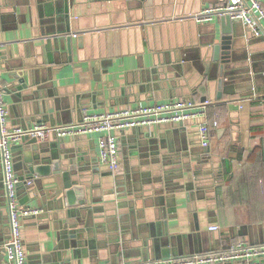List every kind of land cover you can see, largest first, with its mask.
Here are the masks:
<instances>
[{"label":"crops","instance_id":"1","mask_svg":"<svg viewBox=\"0 0 264 264\" xmlns=\"http://www.w3.org/2000/svg\"><path fill=\"white\" fill-rule=\"evenodd\" d=\"M224 1L162 0L145 17L129 10L128 0H0V85L10 126L61 125L80 121L85 112L172 99L191 100L193 110L204 104L207 113L180 127L188 150L174 144L179 122L118 132L116 172L100 161L99 133H48L40 141L62 146L60 153L75 168L67 170L68 158L65 181L50 175L18 186L19 202L40 209L22 219L28 264H117L148 260L163 249L171 251L168 257L207 253L232 235L264 241V22L256 36L232 19L250 70L218 100L216 64L208 75L205 68L220 17L197 22L192 15ZM20 80L28 87L14 90ZM148 80L151 88L142 89ZM200 122L210 126V161L202 157ZM139 128L161 138L163 155L133 153ZM27 152L15 147L14 156ZM25 171L17 174L24 179ZM2 172L0 158V264H5L9 221ZM74 180L87 190L79 248L70 243L76 228L60 229L55 217L65 216L61 197ZM214 224L219 229H210Z\"/></svg>","mask_w":264,"mask_h":264},{"label":"built area","instance_id":"2","mask_svg":"<svg viewBox=\"0 0 264 264\" xmlns=\"http://www.w3.org/2000/svg\"><path fill=\"white\" fill-rule=\"evenodd\" d=\"M264 0H227L221 4L202 8L192 15L197 22H206L229 14L232 19L242 21L250 33L259 36L263 33ZM1 84V78H0ZM194 103L187 99H172L136 107H123L100 112H85L80 121L61 125L36 124L30 128L9 125L8 109L4 99V88L0 85V158L3 171L4 197L8 211L9 236L3 243L5 264H28L23 239L22 219L36 215L38 207L22 205L18 197V183L24 181L32 186L33 179H22L15 169L13 146L24 137L43 140L48 133L58 137L79 136L99 133V157L101 163L116 172L121 169L118 132L133 127L152 126L165 122L186 121L198 116H206L203 106L193 110ZM212 125L217 126L214 120ZM203 146H209L210 126L208 122L198 124ZM217 230L219 225H211ZM264 259V241L251 243L245 238L235 239L225 251L193 253L170 256L154 260L121 261L117 264H260Z\"/></svg>","mask_w":264,"mask_h":264},{"label":"water","instance_id":"3","mask_svg":"<svg viewBox=\"0 0 264 264\" xmlns=\"http://www.w3.org/2000/svg\"><path fill=\"white\" fill-rule=\"evenodd\" d=\"M159 4H162V0H128V9L133 13L135 12L136 14L144 12L145 17H151L155 14L156 6ZM220 22L221 31L218 36L214 35L212 42L210 43L209 56L205 68V73L208 75L210 68L213 66V64H216V98L218 100H222L223 96L228 94L225 91L227 88H229L228 84L236 82L237 79H240L244 74H246V72L250 70V64L248 63L249 57L246 49L243 50L237 46L240 37L238 34H236L234 22L231 16L229 14L221 15ZM0 58H3V55L0 54ZM20 81L21 84L18 85L16 89L13 87L14 90H22L23 87H28V85L23 83V80ZM151 86L152 85L148 80V82H146L141 87L142 89H150ZM203 98L205 100L206 97ZM234 101V99L229 100L230 107L236 109L239 108V105ZM179 123L180 126L175 127L173 130L174 144L176 150H188L189 145H187L185 141H182V136L180 135V127L184 122L180 121ZM136 135H140V138L135 141L136 143L133 148L134 154L136 153L139 155L148 153L150 155L158 156L164 154L161 152V150L165 147V145L161 138L158 135H155L154 132L144 131L142 128H139V130L136 132ZM28 137L29 136L24 137L21 144L18 143L13 146V152L15 147H23L28 150V152L26 154H22V156H14L16 171L17 169L22 170L23 172L26 170L24 175L25 179L35 180L36 178L55 175L61 177L62 180L65 181L68 175L67 170H72L75 168V164L70 162V157L60 153V148H62V146H53L49 142L40 141L35 137H29L28 139ZM202 157L205 160H211L212 156L210 146L204 148ZM68 158L69 160L66 164L68 169L66 170L64 165ZM1 178L3 180V172L1 173ZM72 182L73 184L71 186L65 188L64 195L61 197L65 199V205L67 206L66 214L63 217L60 216V213H58L55 217L56 221L59 222V225L63 226L60 229H66L68 227L76 228V230L73 231V234H70L72 238L70 243L72 242L76 248H79L81 247L80 241L85 240L81 239L82 231L79 230L78 227L79 223L85 219L84 208L82 206L87 202V190L84 185L79 183L78 180H74ZM23 183L24 181H20L18 186ZM41 194L44 195V191L41 192ZM58 200V198H54L52 201L58 203ZM57 206L56 208L58 209L63 208V206L60 204H57ZM90 242L91 241H89V243ZM67 249L68 246H65L61 249L60 254L62 257L66 256ZM167 251L168 249H163L162 255L154 256V258L148 260L168 257L171 251Z\"/></svg>","mask_w":264,"mask_h":264},{"label":"trees","instance_id":"4","mask_svg":"<svg viewBox=\"0 0 264 264\" xmlns=\"http://www.w3.org/2000/svg\"><path fill=\"white\" fill-rule=\"evenodd\" d=\"M241 169H242V168H241ZM241 169H239V172L241 171ZM222 187H223V185H222V186H218L217 191L219 192V190H220ZM239 238H243V237L240 236V235H232V236H230V237L227 238L226 243H225L224 245H221V247H219V248H217V249H214V250H211V251H209V252L225 251V250L228 249V247H229V243H230L231 241H234L235 239H239Z\"/></svg>","mask_w":264,"mask_h":264}]
</instances>
